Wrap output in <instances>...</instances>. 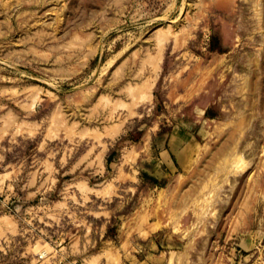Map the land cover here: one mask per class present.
Returning a JSON list of instances; mask_svg holds the SVG:
<instances>
[{"label": "rangeland", "instance_id": "rangeland-1", "mask_svg": "<svg viewBox=\"0 0 264 264\" xmlns=\"http://www.w3.org/2000/svg\"><path fill=\"white\" fill-rule=\"evenodd\" d=\"M45 1L0 0V264H264V0Z\"/></svg>", "mask_w": 264, "mask_h": 264}, {"label": "bare ground", "instance_id": "bare-ground-1", "mask_svg": "<svg viewBox=\"0 0 264 264\" xmlns=\"http://www.w3.org/2000/svg\"><path fill=\"white\" fill-rule=\"evenodd\" d=\"M19 1H20V0H19ZM19 3H20V2H19ZM47 4H49V1H48V0L45 1L44 5H47ZM5 7H6V6H5ZM59 16H60V15H59ZM59 16L57 17L56 22H59V23H60L62 19H61ZM58 26H59V25H58ZM56 31H57V29H56ZM209 121H210V120L207 119V122H209ZM211 122H212V120H211ZM213 122H214V121H213ZM46 252H47V251H42V252H40L39 256H40V257H41V256H42V257H45L46 254H47ZM42 257H41V258H42Z\"/></svg>", "mask_w": 264, "mask_h": 264}]
</instances>
